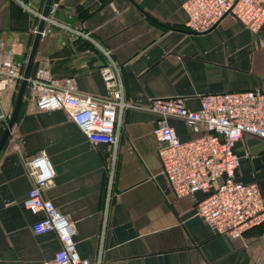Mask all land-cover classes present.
<instances>
[{"label": "crops", "instance_id": "0c3cea01", "mask_svg": "<svg viewBox=\"0 0 264 264\" xmlns=\"http://www.w3.org/2000/svg\"><path fill=\"white\" fill-rule=\"evenodd\" d=\"M24 1L42 12L45 0ZM65 1H52L60 2L54 19L111 51L130 105L118 125L115 196L105 223L110 148L91 145L64 111H38L24 94L0 152V264H45L61 249L54 232L33 233L39 216L23 206L33 186L26 162L39 152L55 170L43 197L75 224V250L89 264H264V222L242 240L216 234L195 213L201 193L184 199L172 193L153 136L158 117L149 110L153 99L182 97L197 111L202 95L264 88V28L255 34L226 17L209 31L190 32L187 0ZM6 2L0 0V42L26 65L39 20ZM103 64L93 44L55 28L41 37L30 76L46 68L53 80L71 81L74 94L102 98ZM4 96L3 109L10 98ZM167 122L181 142L195 138L182 119ZM234 152L235 181L257 183L264 199V140L245 135Z\"/></svg>", "mask_w": 264, "mask_h": 264}, {"label": "built area", "instance_id": "2783aa9c", "mask_svg": "<svg viewBox=\"0 0 264 264\" xmlns=\"http://www.w3.org/2000/svg\"><path fill=\"white\" fill-rule=\"evenodd\" d=\"M10 1L29 16L40 20L41 13L24 0ZM59 4H51L48 16L44 18L41 37L52 34L55 28H61L93 44L104 59L99 73L106 96H78L73 93L71 81L53 80L46 68L27 79L25 92L38 111H64L91 145L103 144L110 148L103 204L106 223L115 196L113 184L119 150L118 125L130 105L125 99L121 72L112 59L111 51L95 43L89 34L55 20ZM183 9L187 15L185 28L193 33L209 31L226 17L255 34L264 28V0H187ZM24 69L25 63L16 59L15 53L0 42V93H17ZM149 110L158 117L153 136L159 144L157 156L161 171L177 198H192L201 193L203 198L195 205L196 215L216 234L228 235L232 239L242 240L246 230L264 222V199L258 184H243L234 178L239 167L235 144L245 135L264 140V88L202 95L197 111L189 110L182 97L153 99ZM168 117L182 119L196 135L195 138L181 142L168 124ZM8 120L0 99V134ZM12 134L11 129L8 139ZM17 148L13 144V150ZM26 166L33 186L23 206L39 216L32 225V231L36 235L52 231L61 244L53 260L45 264H89L88 260H81L75 250V224L43 197V191L53 185L55 178V170L45 153L33 155Z\"/></svg>", "mask_w": 264, "mask_h": 264}, {"label": "water", "instance_id": "95a60500", "mask_svg": "<svg viewBox=\"0 0 264 264\" xmlns=\"http://www.w3.org/2000/svg\"><path fill=\"white\" fill-rule=\"evenodd\" d=\"M52 1L53 0H45L44 6H43V9L41 12V18L38 22L37 30L35 33V38H34V41H33V44H32V47H31V50H30V53H29V56H28V59H27L26 65H25L23 79H22V81L19 85L18 91L16 93V99L14 102L13 111H12L10 120L6 124V127L2 133V136L0 137V152H1L6 140L8 138L10 130L13 128V126L16 122L18 112H19V108H20V105L22 103L25 91H26L27 79L30 77L34 58H35V55L37 52L39 41L41 39V32H42L44 24H45L44 18H46L48 16V12H49L50 6L52 4ZM73 3H74V0H66L65 1L66 5H73Z\"/></svg>", "mask_w": 264, "mask_h": 264}, {"label": "rangeland", "instance_id": "374dc122", "mask_svg": "<svg viewBox=\"0 0 264 264\" xmlns=\"http://www.w3.org/2000/svg\"><path fill=\"white\" fill-rule=\"evenodd\" d=\"M7 3V2H6ZM5 94H8L10 98L6 99L5 102L8 103V106L5 107L4 111L5 113L9 116V120H10V117H11V114H12V111H13V106H14V101H13V96H14V93H10V92H3V93H0V99L2 101V98H5ZM16 94V93H15ZM3 95V96H2ZM12 95V96H11ZM2 97V98H1ZM16 98V97H15ZM8 120V121H9ZM8 123V122H7ZM6 127V126H5ZM3 133V132H2ZM10 133V132H9ZM2 136V134L0 135V137ZM9 136V135H8ZM7 142V141H6ZM5 142V143H6Z\"/></svg>", "mask_w": 264, "mask_h": 264}, {"label": "trees", "instance_id": "16d2710c", "mask_svg": "<svg viewBox=\"0 0 264 264\" xmlns=\"http://www.w3.org/2000/svg\"><path fill=\"white\" fill-rule=\"evenodd\" d=\"M6 1L8 2L9 5L13 4L10 0H6ZM53 1H56V0H53ZM32 72H33V71H32ZM25 94H26V92H25ZM1 134H2V133H1ZM1 134H0V135H1Z\"/></svg>", "mask_w": 264, "mask_h": 264}]
</instances>
